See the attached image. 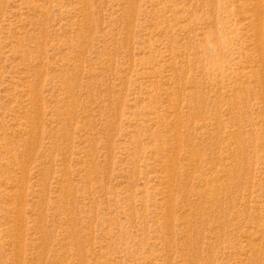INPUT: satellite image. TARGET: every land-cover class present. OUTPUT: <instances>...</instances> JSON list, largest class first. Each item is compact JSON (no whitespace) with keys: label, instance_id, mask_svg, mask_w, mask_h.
<instances>
[{"label":"rangeland","instance_id":"1","mask_svg":"<svg viewBox=\"0 0 264 264\" xmlns=\"http://www.w3.org/2000/svg\"><path fill=\"white\" fill-rule=\"evenodd\" d=\"M0 264H264V0H0Z\"/></svg>","mask_w":264,"mask_h":264}]
</instances>
